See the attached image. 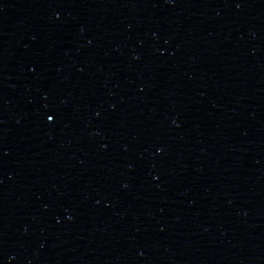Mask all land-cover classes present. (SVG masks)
<instances>
[{
  "label": "water",
  "instance_id": "water-1",
  "mask_svg": "<svg viewBox=\"0 0 264 264\" xmlns=\"http://www.w3.org/2000/svg\"><path fill=\"white\" fill-rule=\"evenodd\" d=\"M0 264H264V0H0Z\"/></svg>",
  "mask_w": 264,
  "mask_h": 264
},
{
  "label": "snow or ice",
  "instance_id": "snow-or-ice-1",
  "mask_svg": "<svg viewBox=\"0 0 264 264\" xmlns=\"http://www.w3.org/2000/svg\"><path fill=\"white\" fill-rule=\"evenodd\" d=\"M48 119H49V121H51L53 119V117L52 116H49Z\"/></svg>",
  "mask_w": 264,
  "mask_h": 264
}]
</instances>
